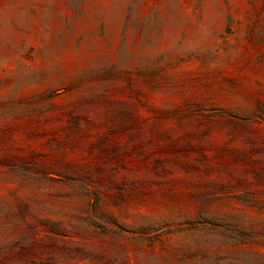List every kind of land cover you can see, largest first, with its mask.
Returning a JSON list of instances; mask_svg holds the SVG:
<instances>
[{
    "label": "rangeland",
    "instance_id": "obj_1",
    "mask_svg": "<svg viewBox=\"0 0 264 264\" xmlns=\"http://www.w3.org/2000/svg\"><path fill=\"white\" fill-rule=\"evenodd\" d=\"M0 264H264V0H0Z\"/></svg>",
    "mask_w": 264,
    "mask_h": 264
}]
</instances>
